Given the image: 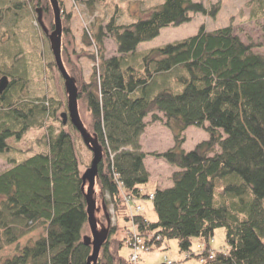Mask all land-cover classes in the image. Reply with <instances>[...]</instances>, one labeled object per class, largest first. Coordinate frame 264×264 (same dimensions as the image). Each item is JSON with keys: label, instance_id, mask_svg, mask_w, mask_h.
I'll use <instances>...</instances> for the list:
<instances>
[{"label": "trees", "instance_id": "trees-1", "mask_svg": "<svg viewBox=\"0 0 264 264\" xmlns=\"http://www.w3.org/2000/svg\"><path fill=\"white\" fill-rule=\"evenodd\" d=\"M68 1L58 0L62 59L78 90L81 120L104 156L95 188L102 192L101 214L110 238L99 264H124L113 252L123 246L115 237L119 219L133 224L125 239L129 247L134 235L148 251L176 240L189 259L201 264H264V55L232 27L212 32L202 27L195 36L139 57L141 44L164 28L189 23L191 15L206 14L205 7L192 0H164L137 22L119 25L122 10L116 0H71L77 9L101 15L100 23L84 26L81 33L82 50H92L86 54L93 66L85 79L73 61L76 39ZM251 1L254 16L264 18V0ZM38 9L53 31L49 0H0V80L8 78L0 94V156L9 165L0 171V251L39 230L44 235L0 264H87L92 254L84 242L91 234L88 184L74 138L80 135L59 115L62 107L67 112L66 102L48 93L29 96L34 79L27 65L29 58L36 62V51H29L33 40L27 22ZM107 40L117 46L110 58L105 57ZM44 56V51L37 54L39 61ZM43 63L44 77L45 71L58 70L54 59ZM150 116L172 132L171 149L143 151L141 137ZM191 127L209 137L186 152L183 133ZM30 131L38 133L32 147L12 146ZM148 157L174 168L171 187L144 193L151 178ZM146 199L153 203L155 222L140 214L145 209L138 201ZM220 228L226 230V246L215 251L211 241ZM193 238L204 242L197 253Z\"/></svg>", "mask_w": 264, "mask_h": 264}, {"label": "rangeland", "instance_id": "rangeland-1", "mask_svg": "<svg viewBox=\"0 0 264 264\" xmlns=\"http://www.w3.org/2000/svg\"><path fill=\"white\" fill-rule=\"evenodd\" d=\"M192 1L194 3H201L206 9V14L191 15L192 19L189 23L177 27L171 26L164 28L161 30V33L157 38L150 42L143 43L137 48L136 53L139 57L145 55L153 49L161 48L165 45L180 42L189 37L195 36L199 33L202 27H204L208 32H212L219 28L232 27L235 34L238 35L243 42L253 43L256 46V50L264 55V18H257V16H254L255 5L251 0ZM116 2V5H118L122 10V15L120 19H118V24L129 25L146 17L150 10L163 4L164 0H116ZM66 10L68 13H73V18L70 22V28L72 29L73 33L72 36L76 39L75 45L72 46L73 49L76 50L75 55H73V61L77 70L80 71V74L85 79H88L93 65L87 59L86 54L92 50H88L86 53L82 50V47L84 46L81 44L80 37L84 26L85 28H89L92 22H101L97 19L100 18L101 15H97L98 12L89 14L85 8L77 9L71 0L67 2ZM105 12L106 11L104 10V15H106ZM108 18L109 16L107 15L105 21H107ZM37 19L38 16L35 19L30 16L27 22V25L30 27V31L32 30V34L28 37L33 40L32 47L29 48V51L31 53L36 51L34 55L36 62L34 61L33 63V59L29 58L27 65V73L31 77L33 76L34 79V82L30 85L31 93L29 96L33 97L48 93L49 95L61 100L63 103L66 102L67 105L68 95L65 89L64 80L62 79L59 71L56 69H50L48 73L45 71L44 77L43 62H51L54 57L50 49L49 40L48 38L47 40L44 39L45 37L42 36V30L37 22ZM43 22L45 27L48 29V22L46 20H43ZM11 26L15 28L14 25ZM7 30L4 29L6 32ZM49 32L52 31L49 30ZM105 50L106 58L117 55V46L112 40H107L105 42ZM43 51L45 56L43 57L42 61H39L37 54ZM21 61L23 60L21 59ZM26 64L27 63L25 62V65ZM41 78L43 79L42 82ZM65 112L66 111L64 110V107H62L59 115ZM159 116L162 117L161 114ZM146 122L148 123V132L150 133L149 135L144 136L142 141L143 151L146 153L164 152L171 149L175 145V139L172 132L167 127H165L163 123L154 122L151 116L146 120ZM66 130L69 131V128H66ZM37 136V132L30 131V133H28V135L22 141L16 143L13 140L11 141V144L15 148L26 150L33 146ZM183 137L185 141L182 145V148L186 152H190L199 143L207 140L209 136L203 129L191 127L183 133ZM74 138L76 140V150L81 161V169L83 172H85L90 167L93 155L92 152L84 145L82 139L79 136L74 134ZM8 167L9 165L7 160L0 156V171H3ZM146 167L148 170H151L153 174L150 182L143 187L145 194L152 193L157 189V187H159L158 177L163 176L165 181H167L170 175H172L175 171H173L172 167L162 163L161 161L155 160L152 157H148L146 159ZM94 199L97 203L98 209L96 213L98 229L101 230L106 228V224L101 214L104 203L102 192L99 186L95 188ZM138 204H140L145 209L144 212L140 213L141 215H144L151 222L157 221V215L154 212L153 203L150 199L138 201ZM111 215H113L112 211ZM111 222H114V220ZM118 223L120 229L115 237L123 242V246L118 249V251H116V248H114L113 252H116V254L118 253V258L122 259L124 264H127L129 255L132 252V248L129 247L125 239L129 236V231H134V227L132 222H124L123 220L119 219ZM122 227L125 229H122ZM43 235L44 231L39 230L22 239L15 245L5 247L2 251H0V263L5 258L16 253L18 250L23 249L27 243L37 241ZM192 244V250L197 253L200 247L203 246L204 242L199 238H193ZM225 246L226 230L224 228H220L216 230L214 239L211 241V249L220 251L225 248ZM139 255V264H166V261L174 262L175 264H201L197 258L191 257L189 259L188 254L180 250L179 244L176 240H167L161 247L154 248L149 251L144 250L140 252Z\"/></svg>", "mask_w": 264, "mask_h": 264}, {"label": "water", "instance_id": "water-1", "mask_svg": "<svg viewBox=\"0 0 264 264\" xmlns=\"http://www.w3.org/2000/svg\"><path fill=\"white\" fill-rule=\"evenodd\" d=\"M52 6L54 15V29L52 32L45 27L42 17V10L38 9V22L47 36L50 49L54 57L56 67L64 80L65 89L68 95L67 112L61 114L63 124L66 125L68 121L79 133L84 145L92 152L93 158L90 167L83 174L84 185L88 184L85 197L87 203L88 224L91 231V236H86L84 242L87 246L92 248V254L88 258L87 264H99L100 253L105 243L110 238L109 226L101 230L98 229L96 219L97 203L94 199L96 180L99 175V166L103 162V149L95 137H92L85 128L79 113L78 107V90L74 80L68 74L63 59H62V36L63 23L62 14L58 0H49ZM8 85V78L5 77L0 80V94H2ZM108 225L110 222L108 220Z\"/></svg>", "mask_w": 264, "mask_h": 264}, {"label": "built area", "instance_id": "built-area-1", "mask_svg": "<svg viewBox=\"0 0 264 264\" xmlns=\"http://www.w3.org/2000/svg\"><path fill=\"white\" fill-rule=\"evenodd\" d=\"M152 197L153 196H151V198ZM142 210L143 209L141 206H138L136 209L137 212H142ZM131 248H132V253L129 256L128 264H138L140 259L139 253L146 249L142 246V241L135 235L133 237V243L131 245ZM166 264H173V262L166 261Z\"/></svg>", "mask_w": 264, "mask_h": 264}, {"label": "crops", "instance_id": "crops-1", "mask_svg": "<svg viewBox=\"0 0 264 264\" xmlns=\"http://www.w3.org/2000/svg\"><path fill=\"white\" fill-rule=\"evenodd\" d=\"M149 133L150 132H148V129H146V131H145V133L142 135V137H141V145L143 146V144H142V141H143V139H144V136H146V135H149ZM163 163V162H162ZM165 164V163H164ZM173 169V171H174V168H172ZM149 172H150V174H151V177H152V172H151V170H149ZM159 179H158V181H159V187L160 188H168V187H171V185H172V182H171V175H170V177L168 178V180L167 181H165V179L163 178V176H160V177H158ZM151 179V178H150Z\"/></svg>", "mask_w": 264, "mask_h": 264}]
</instances>
